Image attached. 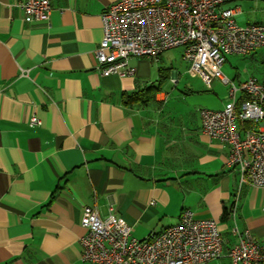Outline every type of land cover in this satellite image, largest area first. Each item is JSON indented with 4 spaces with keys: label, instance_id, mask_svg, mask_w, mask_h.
Wrapping results in <instances>:
<instances>
[{
    "label": "crops",
    "instance_id": "obj_1",
    "mask_svg": "<svg viewBox=\"0 0 264 264\" xmlns=\"http://www.w3.org/2000/svg\"><path fill=\"white\" fill-rule=\"evenodd\" d=\"M22 1L0 0V264H89L80 244L85 206L102 218L113 211L139 239L190 209L218 222L225 253L238 232L264 241V189L241 185L230 146L202 133L200 111L223 109L228 88L202 79L165 88L167 70L154 67L164 53L131 58L132 76H102L101 16L119 0H51L47 23L24 15ZM227 7L238 24L264 23V0ZM259 51L264 63V49L248 56ZM238 75L237 84L256 77ZM150 86L160 89L155 102L124 104V94ZM33 117L42 124L31 126ZM208 264L232 262L225 255Z\"/></svg>",
    "mask_w": 264,
    "mask_h": 264
},
{
    "label": "built area",
    "instance_id": "obj_2",
    "mask_svg": "<svg viewBox=\"0 0 264 264\" xmlns=\"http://www.w3.org/2000/svg\"><path fill=\"white\" fill-rule=\"evenodd\" d=\"M236 1L119 0L101 16L104 35L96 56L102 76L127 77L135 74L131 58L159 60L183 47L193 76L208 87L218 80L229 89L223 109L200 111L202 133L230 146L228 166L239 171L241 185L264 189V82L250 77L237 84L222 70L229 56L264 49V24L239 25L236 10L227 7ZM18 7L32 21L50 20L51 0H24ZM41 124L37 117L30 120L31 126ZM81 226L84 263L208 264L226 255L232 264H264V241L250 231L238 232L225 253L218 222L198 218L190 209L177 224L145 239L133 236L132 227L113 211L102 218L91 206L84 207Z\"/></svg>",
    "mask_w": 264,
    "mask_h": 264
},
{
    "label": "rangeland",
    "instance_id": "obj_3",
    "mask_svg": "<svg viewBox=\"0 0 264 264\" xmlns=\"http://www.w3.org/2000/svg\"><path fill=\"white\" fill-rule=\"evenodd\" d=\"M239 24L241 26L246 25V23L243 24V19L240 18ZM242 22V23H241ZM259 24V23H258ZM264 24V23H263ZM184 48H175L168 50L164 53L162 56V60L159 62H154V67L157 69V67H162L167 71H164L165 73V88L171 90L175 87H179V90L184 89L186 85L189 82L198 81L200 77H195L190 73V63L184 59ZM263 52L259 51L254 56H229L227 59V62L225 63V66L223 68L224 75L229 76L231 80H235L236 76L238 75V78H246L249 75L256 76L260 79L264 78V73L262 70H258L257 68L261 67L264 68V63H262L263 60ZM177 71L179 83L177 86L175 83L173 84L172 81V74L173 72ZM238 83V81H236ZM223 87H226L221 83ZM228 87H226L227 89ZM229 93V89H228Z\"/></svg>",
    "mask_w": 264,
    "mask_h": 264
},
{
    "label": "trees",
    "instance_id": "obj_4",
    "mask_svg": "<svg viewBox=\"0 0 264 264\" xmlns=\"http://www.w3.org/2000/svg\"><path fill=\"white\" fill-rule=\"evenodd\" d=\"M160 92L159 87H147L145 90L138 91L132 94H124L123 102L125 105L132 106L134 104L148 105L151 102H155L156 95ZM225 218L228 217V213H225Z\"/></svg>",
    "mask_w": 264,
    "mask_h": 264
}]
</instances>
